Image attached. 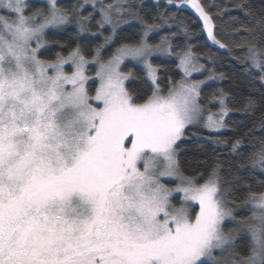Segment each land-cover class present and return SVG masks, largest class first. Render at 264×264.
I'll use <instances>...</instances> for the list:
<instances>
[{
    "label": "snow or ice",
    "instance_id": "snow-or-ice-1",
    "mask_svg": "<svg viewBox=\"0 0 264 264\" xmlns=\"http://www.w3.org/2000/svg\"><path fill=\"white\" fill-rule=\"evenodd\" d=\"M179 3L194 10L211 47L264 82V0L259 9L251 0L227 6L246 18L227 38L214 19L226 9ZM137 7L135 0H82L69 15L57 0H0V264H264V114L229 141L233 114L251 113L252 101L235 107L222 89L205 95L209 82L226 79L206 68L213 57L191 45L177 49L176 32H161L173 17L149 22ZM133 20L143 26L140 36L114 42ZM70 24L78 35L100 36L106 26L110 34L91 52L75 44L44 58L41 49L59 43L47 39L50 30ZM153 33L158 43L150 42ZM156 55L174 58L180 78L155 64ZM125 60L143 66L150 94L128 86L138 77L121 67ZM201 128L229 163L184 174L178 152ZM257 175L262 183L254 188L247 181ZM237 192L247 217L234 214Z\"/></svg>",
    "mask_w": 264,
    "mask_h": 264
},
{
    "label": "trees",
    "instance_id": "trees-1",
    "mask_svg": "<svg viewBox=\"0 0 264 264\" xmlns=\"http://www.w3.org/2000/svg\"><path fill=\"white\" fill-rule=\"evenodd\" d=\"M33 6H40L45 1L29 0ZM58 4L65 10L70 9L81 3L82 0H57ZM107 2V0H106ZM202 3L212 5L211 10L213 12L220 9H226L218 17L214 16L217 23V28H223L222 35L227 38L232 33L231 27L240 20H246L242 13L236 8H227L228 5H234L237 0H201ZM138 5L137 11L140 16L149 22L159 23V17H173L169 20L171 28L161 29V32L165 35L172 31L176 32L175 37H172L173 46L177 49L184 48L191 45L195 51L203 53L205 55H211L212 60L206 64V68L209 71L223 72L226 79L222 81L209 82V85L205 88V95H211L216 91L222 89L228 96V99L232 102L233 106L240 107L249 99L254 104V110L251 113H234L237 118L229 123L233 126L232 131L226 134V138L229 141L238 132L245 131V125L251 126L256 123L264 108V82L259 79V73L255 69H248L246 64H242L236 60H233L230 56L222 55L223 50H217L210 46V42L206 39L205 34L201 30V22L197 18L194 10L179 3V0H174L173 4H168L167 0H135ZM251 3L255 5L257 9L261 7V0H251ZM178 5V6H177ZM84 15L88 14V10L91 9V5H85ZM95 19H99V13H94ZM247 22L252 24L255 21L247 19ZM182 26H187L189 34L186 36L183 32ZM142 25L138 21H131L129 24H122L117 30V37L121 43L133 42L141 34ZM93 31H97L95 20L92 21ZM51 34L47 39L50 41H58L57 44H51L47 49H42L44 52V58L53 59L56 52L65 51L67 48L79 44L86 52H91L99 44L103 43L104 36L110 34V27L106 26L105 29L99 30L103 32V35L94 36L89 33L77 34L78 29L75 24H70L60 30H50ZM150 42L158 43L159 35L153 33L149 37ZM61 45L64 47L61 48ZM111 49L115 51L112 45L106 46V51ZM236 52L243 54L242 49H236ZM110 54V53H109ZM155 64H161L167 75L172 76L173 79L180 78V70L178 69L175 59L167 56H157L152 58ZM128 70L133 72L138 78L135 81H129L128 86L136 93L140 95L150 94L151 84L145 76V70L138 64L131 62L126 63ZM124 68V66H123ZM212 111H218V107L213 105ZM259 128L255 129V139L260 138ZM205 138H197L189 135V137L182 142V147L178 152V162L181 172L184 174L202 173L209 168L214 161L220 160L224 164H228L229 161L225 160V157L229 155L224 147L217 148L210 142H204ZM234 172V170H233ZM253 180L255 183H252ZM247 183H252L254 188H259L262 183V178L257 176H249ZM236 197L241 201L235 208L234 214L240 217H247L250 213L246 205L242 203V195L240 192L236 193ZM229 227L234 226L232 223H228Z\"/></svg>",
    "mask_w": 264,
    "mask_h": 264
},
{
    "label": "rangeland",
    "instance_id": "rangeland-1",
    "mask_svg": "<svg viewBox=\"0 0 264 264\" xmlns=\"http://www.w3.org/2000/svg\"><path fill=\"white\" fill-rule=\"evenodd\" d=\"M29 1V0H28ZM39 1H45V0H39ZM184 5V4H183ZM186 6V5H185ZM188 7V6H187ZM190 8V7H189ZM210 42V41H209ZM42 50V49H41ZM157 56H163V55H156V56H153V57H157ZM152 57V58H153ZM128 62H131V63H134V64H138V63H136L135 61H129V60H125L124 61V64H122L121 65V67L123 68V66L126 64V63H128ZM139 66H141L142 68H143V66L142 65H140V64H138ZM92 71H91V75L92 76H95V66H92ZM198 75V74H197ZM148 81H149V83L151 84V81L148 79ZM89 83H91V81H89ZM209 135H211L210 133H208L207 131H205L203 128H201V129H199V130H196V131H194L193 132V134H192V136H195V137H197V138H206V137H208ZM164 180H165V182L167 183L168 182V178H164ZM168 186H170V187H174L175 186V184L174 183H170ZM180 194H174V196H173V200L174 201H176V198H177V196H179ZM226 223H229V222H226Z\"/></svg>",
    "mask_w": 264,
    "mask_h": 264
}]
</instances>
